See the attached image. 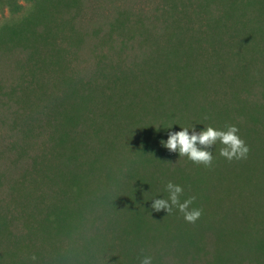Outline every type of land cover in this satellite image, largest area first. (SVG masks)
Wrapping results in <instances>:
<instances>
[{"label":"trees","instance_id":"obj_1","mask_svg":"<svg viewBox=\"0 0 264 264\" xmlns=\"http://www.w3.org/2000/svg\"><path fill=\"white\" fill-rule=\"evenodd\" d=\"M163 2L162 23L126 20L117 27L126 36L122 44H144L143 68L122 72L118 61H98L83 87L66 72L60 48L52 46L53 0H0V47L31 42L32 71L42 76L18 95L12 92L13 104L25 106V114L34 109L24 122L39 124L38 115L45 117L53 143V155L33 157L5 190L6 199L0 198V264H97L105 256L111 264H143L145 258L163 264L165 248L175 258L191 252L209 264L264 256V0ZM96 88L106 114L95 100ZM89 104L97 105L96 112ZM80 125L103 137L93 149L103 151L104 160L86 159ZM231 126L247 147L244 155H221L231 149L217 138L195 142L211 155L208 162L176 149L185 165L171 163L169 135L181 129L198 135L208 127L226 132ZM122 139L126 143L118 145ZM49 160L70 168L60 172ZM10 174L0 173V190L10 184ZM175 186L180 192L173 203ZM158 200L166 207H154ZM194 209L200 215L190 222L185 212ZM149 213L154 223L145 218ZM104 221L111 226L107 235L100 231ZM162 240L163 247L149 255V245Z\"/></svg>","mask_w":264,"mask_h":264},{"label":"rangeland","instance_id":"obj_2","mask_svg":"<svg viewBox=\"0 0 264 264\" xmlns=\"http://www.w3.org/2000/svg\"><path fill=\"white\" fill-rule=\"evenodd\" d=\"M53 3L57 6L54 10L51 8V15H53L54 20L51 18V15L49 17L51 41L55 43L52 46L53 48H60L59 55L62 58L63 66L67 68L66 72L73 75L77 81H81L83 87L93 77L92 73L98 61L107 60L108 64H114L118 61L117 63L122 72L128 71L131 66H136L139 69L143 68L141 61L144 60L142 58L147 52L144 44L133 42V40L122 44L126 36L121 31H117L118 25H127L126 20L131 24L142 19L145 25L152 27L150 24H160L163 19L160 11L164 5L163 0H53ZM148 21L152 23L149 22L150 24H148ZM111 25L112 30H110ZM37 29L42 30V25ZM161 29V27H157V32ZM111 36L113 39H111ZM27 43L0 47V173L3 171L11 173L10 184H5L1 187L4 191L0 190V198L3 197V200L6 199V191L10 190L11 186H13V178L17 179L26 169L30 168L33 157L37 156L36 160L42 161L45 159V156L53 155L52 137L47 131V124L43 125L47 119L38 115L41 123L24 122V119L27 120V113L30 110L34 112V109H29L25 114V106L21 109V104H13L14 100L12 99L15 96H11L12 92L18 95L19 90L42 78L41 75L36 73V69L35 74L32 71L33 65L28 58V46L32 43ZM149 50L150 48H148ZM117 72L120 71L117 70ZM100 77L103 78L101 75ZM41 83L47 84V87H49L46 78H43ZM56 86L58 93H61L63 88L59 85ZM96 90L94 92L95 100L104 109L103 112L106 114L108 105L106 101L100 102L98 97L101 96V91H98V88ZM31 100L36 102L35 98H31ZM90 106V110L96 112L97 105ZM26 108L29 107L27 106ZM32 115L36 114L32 113ZM49 121H53L52 118ZM109 124L113 125L112 122ZM80 126L85 132L83 141L85 142L84 147L87 149L85 152L86 159L96 162L99 155L100 159L104 160L106 158L105 153L101 150L93 149V147H99L103 137L92 133L85 125ZM108 129L109 126L105 125V134H108ZM20 131L31 132V135L26 138L24 133L22 135L19 133ZM57 138L58 135H55V141ZM23 139L26 141V144L21 145ZM122 140L118 142V145H123L125 141ZM18 145L21 146L18 147ZM172 155L171 163L173 165H185V162L177 158L173 150ZM48 165L58 167L60 172H65L70 168L62 162L53 160H49ZM117 166L121 170H125L124 162L121 159L118 160ZM140 170L142 171V169ZM116 212L118 214L122 213L118 206ZM176 215H178L176 220H180L182 213H176ZM92 217L99 218V214L92 213ZM151 217L150 213L145 214V218L150 223H154V219ZM105 224L104 221L100 225V231L107 235L108 231L110 233L112 231L110 230L111 226L106 227ZM177 235L173 233L172 237L176 239ZM167 238H170V236L166 235L165 239ZM118 242L119 240L113 241L114 250L119 249ZM174 243H177V241ZM163 245V240L162 242H157L152 247L149 245L148 254L154 255L155 251L161 249ZM164 251L166 254L164 255L163 264H209L205 260L196 261L191 256V252L185 258H175L169 254L171 253L169 248H165ZM254 257H243L241 260L244 264H258V262L264 264L263 255L258 254ZM97 264L111 263L109 259L106 260L105 256L99 258ZM228 264H235V261H230Z\"/></svg>","mask_w":264,"mask_h":264},{"label":"clouds","instance_id":"obj_3","mask_svg":"<svg viewBox=\"0 0 264 264\" xmlns=\"http://www.w3.org/2000/svg\"><path fill=\"white\" fill-rule=\"evenodd\" d=\"M237 129L235 126L229 127L228 131H219L212 127H208L207 129L201 131L198 135L192 134L189 135L186 129H181L180 131L169 135L166 146L171 150L178 149L181 154L187 153L190 158L198 161L208 162L211 159V155L204 151L198 150L195 146V142H199L202 145L212 144L217 138L223 144L229 145L231 151L227 149H221V155H224L228 158H231L233 154L239 158L247 152V147L244 146V142L239 138L235 133ZM173 185L169 184V188H172ZM180 192V188L175 186V190L172 193L171 199L172 202H176V193ZM188 201H185L184 204H181L179 207L183 211L188 204ZM154 207L157 209L161 207H166V202L163 200H158L154 202ZM200 215V211L198 209H194L190 212H185V219L188 221H194ZM143 264H149L148 258H145Z\"/></svg>","mask_w":264,"mask_h":264}]
</instances>
